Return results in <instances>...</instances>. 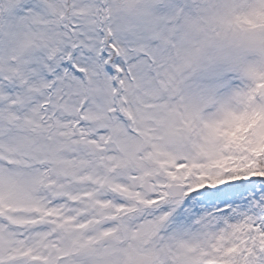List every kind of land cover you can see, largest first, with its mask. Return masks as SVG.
<instances>
[{"label": "snow or ice", "instance_id": "1", "mask_svg": "<svg viewBox=\"0 0 264 264\" xmlns=\"http://www.w3.org/2000/svg\"><path fill=\"white\" fill-rule=\"evenodd\" d=\"M0 264H264V0H0Z\"/></svg>", "mask_w": 264, "mask_h": 264}]
</instances>
